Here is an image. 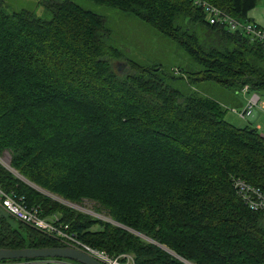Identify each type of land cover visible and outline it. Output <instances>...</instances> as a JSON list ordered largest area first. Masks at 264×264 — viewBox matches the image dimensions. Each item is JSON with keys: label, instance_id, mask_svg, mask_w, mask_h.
<instances>
[{"label": "trees", "instance_id": "trees-1", "mask_svg": "<svg viewBox=\"0 0 264 264\" xmlns=\"http://www.w3.org/2000/svg\"><path fill=\"white\" fill-rule=\"evenodd\" d=\"M90 1L176 41L201 66L188 78L264 91V45L210 24L193 0ZM204 1L246 21L258 2ZM39 3L50 18L0 0V157L8 153L11 168L0 162V186L58 214L83 243L131 253L134 264H264V218L232 187L238 177L264 191L257 128L236 127L217 101L172 87L158 65L128 60L131 70L119 73L114 62L126 58L109 43L104 16L74 0ZM29 183L91 200L121 226ZM0 211V248L63 246Z\"/></svg>", "mask_w": 264, "mask_h": 264}, {"label": "rangeland", "instance_id": "rangeland-1", "mask_svg": "<svg viewBox=\"0 0 264 264\" xmlns=\"http://www.w3.org/2000/svg\"><path fill=\"white\" fill-rule=\"evenodd\" d=\"M74 1L82 8L104 16L105 25L110 31L109 43L118 48L126 58V60L114 62L115 68L119 73H125L131 70L127 62L128 60H133L141 64L158 65L162 68V71H164V79L169 85L180 90L184 94L195 93L217 101L225 109L224 118L226 121L236 127L249 125L255 128L259 125L261 129L257 130L264 137V110H256L258 115L254 121L250 118L241 119L231 111V108H236L238 110L242 108L237 107L240 105H235L236 99L242 102V94L235 93L232 87L224 86L215 81L188 78V73L200 70L201 66L193 62L190 56L176 41L163 36L156 29L128 12L97 4L90 0ZM5 5L10 11L26 9L35 12L39 17L50 18V12L39 3V0H5ZM248 16L256 24L264 28V0H258L256 6L249 12ZM196 29L200 39L204 40L206 38L205 34H207L206 26L198 24L196 25ZM239 90H241V88ZM258 94L264 102V91H259ZM0 162L4 167L11 170L9 167L8 153H3L0 157ZM30 185L66 207H70L99 219L97 216L89 214V211L93 210L109 218V223L119 225L111 219L106 211L98 210L96 208L97 204L91 200L83 199L79 203L71 202L56 194H51L34 186L33 184ZM2 213L3 212L0 211V214Z\"/></svg>", "mask_w": 264, "mask_h": 264}, {"label": "built area", "instance_id": "built-area-1", "mask_svg": "<svg viewBox=\"0 0 264 264\" xmlns=\"http://www.w3.org/2000/svg\"><path fill=\"white\" fill-rule=\"evenodd\" d=\"M193 2L205 11L210 24L243 33L264 45V28L260 27L255 22L235 19L204 0H193ZM240 92L247 95L245 105L240 110L231 108V111L238 117L241 119L251 118L256 114V110H264V102L261 100L258 92L250 90L248 85H244ZM255 128H260V126L257 125ZM232 187L236 195L247 208L261 213L264 218V191L260 187L254 186L238 177L232 178ZM0 208L15 220L57 239L63 246L73 247L83 251L101 264H134L133 255L130 253L110 255L104 250L83 243L78 238L76 232L70 230L69 225L64 223L58 214L43 215L39 207L27 205L23 197L17 196L12 192H7L1 186ZM89 214L95 215L103 221H110L106 216L98 214L93 210L89 211ZM0 264L80 263L66 258L47 257L23 259L19 261L0 260Z\"/></svg>", "mask_w": 264, "mask_h": 264}, {"label": "water", "instance_id": "water-1", "mask_svg": "<svg viewBox=\"0 0 264 264\" xmlns=\"http://www.w3.org/2000/svg\"><path fill=\"white\" fill-rule=\"evenodd\" d=\"M47 257L66 258L76 261L80 264H101L96 259L84 253L83 251L68 246L41 248L25 247L18 249L0 248V260L32 259Z\"/></svg>", "mask_w": 264, "mask_h": 264}, {"label": "crops", "instance_id": "crops-1", "mask_svg": "<svg viewBox=\"0 0 264 264\" xmlns=\"http://www.w3.org/2000/svg\"><path fill=\"white\" fill-rule=\"evenodd\" d=\"M3 1H4V3H5V0H3ZM235 93H240V94H242V102H240L239 99H236V100H235V103H236L235 105H240V106H237V107H243V106L245 105V100H246L247 95L241 93L240 91H235ZM234 107H235V106H234ZM257 115H258V113H256V114H255L253 117H251L250 119L254 121V119H256ZM257 129L259 130V129H261V127H260V128H257Z\"/></svg>", "mask_w": 264, "mask_h": 264}]
</instances>
